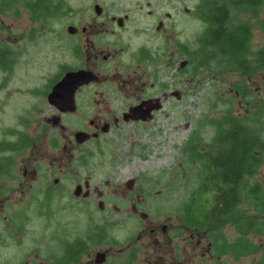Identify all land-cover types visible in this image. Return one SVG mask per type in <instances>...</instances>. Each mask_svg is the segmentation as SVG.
Returning <instances> with one entry per match:
<instances>
[{
    "label": "rangeland",
    "instance_id": "obj_1",
    "mask_svg": "<svg viewBox=\"0 0 264 264\" xmlns=\"http://www.w3.org/2000/svg\"><path fill=\"white\" fill-rule=\"evenodd\" d=\"M49 1L62 2V13L34 20L31 12L20 6L18 11L14 7L0 11V43L12 52L13 59L10 68H0V143L5 145V142L15 141L19 134L32 133L33 123L40 118L36 122L42 124V131L46 128L38 143L42 155L40 159L43 160L39 164L42 166L40 178L59 177L62 184L68 183L71 181L70 167L76 172L78 184L83 186L88 181L90 186L89 200L75 202L74 230L77 235L88 228V224L83 221L84 210H91L92 215L97 216V202H105L108 244L102 250L107 252L104 264H123L121 260L125 256L136 257L133 264H145V258L158 255L153 243L155 236L152 237L149 232L156 226H166V238L160 240L171 246L172 264H259L264 259V235L248 236L253 247H258L257 253L236 259L229 253L220 256L213 250V243L230 245L240 241L242 236L232 224L216 231H197L186 228L184 223L181 228L180 224L181 218L183 222L182 206L204 176L201 164L191 161L183 148L196 136L202 151L212 150L211 144L216 133L212 121L228 114L255 121L253 114L264 105V69L255 75H241L234 71H222L215 65L198 67L199 58H192L181 51L180 46L197 49L198 39L207 28V24L195 12L201 0ZM95 6L102 9L100 15L95 13ZM119 19L122 20V26L117 23ZM159 21L163 23V30L155 32ZM238 21H248L252 25L250 51L262 48L264 4L257 18L247 19L241 15ZM69 26L75 27L79 33L83 27L90 26L86 30L89 34L73 37L67 32ZM73 45H78L82 50L81 56H73ZM139 48H145L150 54L164 50L167 53L164 60L172 57L175 65L181 60L186 61L183 68L168 69L166 84L172 96L152 121L141 126L126 123L114 128L103 135L97 145L89 144L85 149L77 148L75 153L71 152L75 160L68 164L66 149L52 150L47 144L50 127L44 124L42 118H48L54 112L41 98L42 110L32 114L34 104L40 100L38 95L28 93L29 88L31 91V87L36 85L46 86L54 78L57 80L59 68L84 66L87 58L88 64L99 67L90 68L99 75V80L109 72L117 73L124 79L128 72L132 74L137 64L150 63L138 61ZM95 50H101L102 55L109 56V59L103 61L100 56L98 61H94L92 57ZM175 69L180 71L179 74L175 73ZM110 83L92 85L89 89L91 96L82 94L78 98L83 113L90 108L95 112L106 104L114 110L125 109L128 104L125 95L116 92L113 87L115 84ZM243 87L248 90L246 96L238 93L239 88ZM103 122L113 125L111 120ZM63 124L71 134L79 129H88V122L80 117L66 120ZM10 147L12 151L0 150V161L11 160L15 164L11 174L13 178L6 180V194H14L17 190L20 192L17 184L22 179V173L19 169L25 159L24 151H27V155L31 151H21L14 144ZM53 157H58V162L52 164L54 169L51 174L47 168ZM256 180L264 184V166ZM14 186L16 188L12 189ZM63 186L65 192L72 187ZM94 189L99 190L101 195ZM63 204V200L52 201L46 207L57 209ZM29 207L33 208V201L29 197H10L7 201H0V209H3L0 212V231L6 237L0 243V264H22L27 257L35 258L38 248L36 225L29 226L19 246L16 237H10L2 221L6 211L23 213ZM133 207L137 213H133ZM243 207L248 209V215L256 214L250 204H244ZM139 213L145 214L146 220ZM46 233L51 235L47 230ZM53 245L55 243L45 237L42 246L45 257L56 255L57 249ZM208 245L210 250H207ZM88 250L90 257L84 254L77 264H87L88 259L93 262L94 253L99 249L93 247ZM166 261H170L169 254ZM33 263L39 264L36 260Z\"/></svg>",
    "mask_w": 264,
    "mask_h": 264
},
{
    "label": "flooded vegetation",
    "instance_id": "obj_2",
    "mask_svg": "<svg viewBox=\"0 0 264 264\" xmlns=\"http://www.w3.org/2000/svg\"><path fill=\"white\" fill-rule=\"evenodd\" d=\"M50 18V17H48ZM42 20V18L38 19ZM113 21V20H112ZM118 23V20H117ZM122 26V21L120 22ZM119 25V24H118ZM101 27V26H100ZM163 23L159 21L157 26L155 27V32H160L163 30ZM90 29V26L83 27L80 33L77 32L70 34L73 37L77 36H87L89 33L86 31ZM181 51L185 52V46H180ZM72 53L74 57L81 56L82 50L78 47V45L72 46ZM185 49V50H183ZM103 57V61H107L109 56H103L101 50H95L94 56L92 57L94 61H98L99 57ZM138 61L139 62H147L149 64L139 63L135 67H133V72L127 75H124V79L122 76H118L117 73H107L101 76L99 80V75L91 70L90 68H99L96 65L88 64L89 58L84 60L83 64L80 66H74L71 68H59L60 74L58 75L57 80L54 78L53 80L46 83V86H42V84L31 87L28 90V93L31 95H38V99H45V102L49 106V108L54 112L48 118H42V121L45 125L49 126V131L47 132L48 139L47 144L48 147L52 150H67L68 164H72L75 158H72L71 152H76L77 148L85 149L87 146L98 144L103 135H106L113 131L114 128H119L120 125L130 123L131 125L141 126L146 124L154 119L156 114L162 110L163 104L172 96V93L167 89L166 84V74L168 69L171 68H183L186 65V61L181 60L174 64L173 58L169 57L167 60H164L167 56L166 51L162 50L160 53L150 54L148 50L145 48H139L137 51ZM101 68V67H100ZM8 69V68H7ZM78 70H86L91 71L98 76V81L96 83L89 84L87 86H83L79 88L75 93V105L76 110L73 113L64 112L61 113L59 110L50 105L48 103L47 97L51 91V89L55 86V84L68 72H74ZM179 70L175 69V73L179 74ZM59 73V72H58ZM109 81L115 86L116 92L125 95L126 105L123 110H114L110 108L107 104L102 109H97L95 112L90 108L86 110L84 113L81 111V104L78 103V98L84 94L85 97L91 96V91L89 90L92 85L109 83ZM110 83V85H111ZM40 90V89H44ZM36 89V90H34ZM34 90V91H33ZM30 91V92H29ZM177 93V92H176ZM178 95V93H177ZM181 98V95L179 96ZM42 99V100H43ZM40 102H36L31 110L32 114H38L40 110H42L43 105ZM136 108L134 113H129L130 109ZM80 117L82 120L88 122V129H79V131L85 132L90 135V137L84 141L83 143H77L75 134L69 133L68 127H66L63 122L69 119H74ZM37 117L33 118L36 119ZM126 118L128 121H126ZM135 118L136 120H132ZM40 118H37L39 120ZM30 120V119H29ZM36 120V121H37ZM103 120H111L112 124H108L103 122ZM33 123L34 130L30 134H19L15 141L5 142V145L0 143V150L3 149H12L11 145H17L20 147V150L24 151L26 149H31L29 155L24 156V160L21 162V166L19 171L22 173V179L18 182V190L14 194H6L8 191V185L6 180L12 179V172L14 171V162L11 160H3L0 161V201H7L10 197L20 199L22 197H29L30 200L33 201V208H27L23 211V213H16L13 211H6L5 215L2 218L4 222V226L6 230L10 232V237L17 239V243L19 246L23 243L22 239L26 236L27 231L29 230V226L36 225L38 230V248L36 250V256L27 257L22 264H32L34 260H36L39 264H77L84 254H88L90 257V252L88 249H93V247L98 248L94 253L93 262L90 259L86 260L87 264H98L97 260L100 259L98 255H104V264L107 258V252L102 251L103 248L108 244V230L105 214V202L102 201L101 209L98 208L99 203L97 202V210L95 211L97 216L92 215L91 210H84L85 215L83 221L88 224V228L81 234L77 235L75 232L76 226V218H75V202L76 200L88 201L90 194L88 188H90L88 181L83 183L82 189L88 191H82L79 197L74 196V191L77 186H80L76 180V172L73 168H70L67 171L69 173L71 181L68 183L62 184V181L59 177L53 179H43L40 178L41 175V165L40 158L42 155L39 151V140L42 134L46 131V128L42 131V124L37 122ZM33 129V128H32ZM92 130V133H90ZM106 130V132H103ZM78 132V131H77ZM38 147V148H37ZM12 151V150H11ZM32 160V164L30 165V161ZM43 161V160H41ZM62 161V159H60ZM48 165V170L53 172L54 167L52 164H56L58 162V157H53L52 161H50ZM65 163V162H64ZM31 167V168H30ZM30 168L29 175L28 169ZM61 168V167H60ZM68 168V167H67ZM46 175V171H45ZM25 180V181H24ZM24 181V182H22ZM130 182L129 184H131ZM37 185V187H35ZM63 185H72L73 189L70 191H64ZM132 185V184H131ZM14 186L12 189H15ZM130 189V187H129ZM23 190V191H22ZM95 190V189H94ZM86 194V195H84ZM64 201V206L59 208H47L46 204H51L52 201ZM3 209H0L2 212ZM133 213H137V209L133 207ZM104 215V216H103ZM139 216L146 220V215L143 213H139ZM181 228L183 227V222L181 218ZM185 227V226H184ZM152 228L149 232L153 237L155 236L154 246L156 247V252L158 255H150L145 258V264H172L173 258L171 255L172 248L169 244L162 242L161 238H166V226H161ZM187 228V227H186ZM46 230L51 232V235L46 233ZM159 230V231H158ZM158 231V232H156ZM159 236H162L159 238ZM45 237L52 242L55 243L53 245L57 249V253L53 257H45L43 254L42 246L45 244ZM4 232L0 231V243L5 241ZM140 237L137 238V240ZM169 242V241H168ZM170 243V242H169ZM185 246L184 250H186L187 241H184ZM199 241L197 245H199ZM138 250L140 247L137 248ZM207 250H210V245H208ZM155 252V253H156ZM167 254L170 255V261H166ZM125 256L121 262L123 264H133L137 258L134 256ZM80 259V260H79ZM126 261V262H125ZM34 264V263H33Z\"/></svg>",
    "mask_w": 264,
    "mask_h": 264
},
{
    "label": "trees",
    "instance_id": "obj_3",
    "mask_svg": "<svg viewBox=\"0 0 264 264\" xmlns=\"http://www.w3.org/2000/svg\"><path fill=\"white\" fill-rule=\"evenodd\" d=\"M263 4L264 0H201L195 12L207 28L198 39V48H186L185 52L199 58L198 67L215 65L241 75L262 71L264 46L250 51L252 25L239 22L238 17L257 18ZM18 6L29 10L34 20L62 13V2L58 1L0 0V11L13 7L18 11ZM261 30L264 32V23ZM12 61V52L0 43V68H10ZM238 93L246 96L248 90L239 88ZM253 116L255 121L232 114L212 121L216 128L212 150L202 151L196 136L183 148L188 158L204 170L200 184L182 206L184 223L197 231H216L232 224L242 236L240 241L213 243V250L236 259L257 253L258 247H253L248 236L264 235V184L256 180L264 166V105ZM244 204H250L256 214L248 215ZM259 264H264V259Z\"/></svg>",
    "mask_w": 264,
    "mask_h": 264
},
{
    "label": "water",
    "instance_id": "obj_4",
    "mask_svg": "<svg viewBox=\"0 0 264 264\" xmlns=\"http://www.w3.org/2000/svg\"><path fill=\"white\" fill-rule=\"evenodd\" d=\"M94 11L97 15H100L102 9L98 6H95ZM121 21H122L121 19L118 20L119 26L121 25L120 23ZM67 32L69 34H73L77 32V29L73 26H69L67 28ZM97 81H98V76L91 71L78 70L74 72H68L52 88L50 94L47 97L48 103L56 107L61 113L64 112L73 113L76 110V105H75L76 91L83 86L96 83ZM135 111L136 108L130 109L129 113H134ZM132 120H136V119L132 118ZM126 121H128L127 118ZM103 132H106V130H103ZM75 138L77 143H83L89 138V135L86 134L85 132L80 131L75 134ZM95 191L98 195H101L99 190L96 189ZM81 192H82L81 186H77L76 190L74 191V195L78 197L80 196ZM99 207L102 208L101 202H99ZM98 257H100V259L97 260V263L102 264L104 262L103 259L104 255L100 254L98 255Z\"/></svg>",
    "mask_w": 264,
    "mask_h": 264
}]
</instances>
